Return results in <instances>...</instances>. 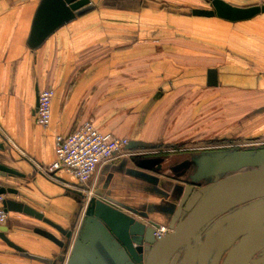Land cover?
<instances>
[{"label":"crops","instance_id":"1","mask_svg":"<svg viewBox=\"0 0 264 264\" xmlns=\"http://www.w3.org/2000/svg\"><path fill=\"white\" fill-rule=\"evenodd\" d=\"M219 1L237 9L264 6V0ZM41 2L0 0V142L5 146L0 163L21 175L0 184L17 190L6 199L73 230L72 241L79 231L91 240L95 227L114 253L99 245L103 264H132L108 230L86 221V192L93 193L89 206L114 205L137 221L171 229L182 216L176 193L190 181L182 178L188 154L178 147L263 142L264 13L227 21L191 15L210 10L207 0H90L92 11L57 28L34 49L30 36ZM209 70L215 71L216 86L207 85ZM44 88L53 91L46 128L36 124L38 92ZM85 121L101 133L126 138L131 155L99 167L87 185L62 170L52 179L41 175L30 160L42 167L53 164L55 137ZM169 149L173 155H166ZM259 152L264 148L250 157ZM146 160L152 164L144 167ZM209 182H199L200 187ZM230 216L198 249L196 264L218 263L220 240L238 214ZM1 227L27 254L60 264L64 248L35 230L62 237L42 221L10 211ZM244 229L232 241L239 239L242 253L264 248V237L256 233L264 231V223L249 219ZM0 264L42 263L21 257L0 238Z\"/></svg>","mask_w":264,"mask_h":264},{"label":"water","instance_id":"2","mask_svg":"<svg viewBox=\"0 0 264 264\" xmlns=\"http://www.w3.org/2000/svg\"><path fill=\"white\" fill-rule=\"evenodd\" d=\"M207 2L211 6L210 10H192L191 15L193 17H217L227 21H238L258 13H264V6L237 9L219 0H207ZM93 8L90 0H42L30 36L31 47L39 48L57 28L89 13ZM207 85L209 87L217 85L214 70L208 71ZM0 151H5L3 142H0ZM249 155L250 153L234 152L226 157L219 155V153L199 157L195 162L196 171L194 175L187 185L182 189L180 188L176 193L178 214H182V216L170 232L164 236H154V229L158 225L137 221L132 216L123 213L119 207L107 206L102 202L86 209L85 216L88 215L86 221L94 220L100 229L108 230L110 239H114L117 247L126 251V253L124 251L126 259L130 258L137 264H169L174 254L177 257L179 254L184 256V259L175 257L173 259L175 264H196L198 249L209 243L213 233L220 229V224L232 217L230 215L238 214L229 229L225 231L224 238L220 240L219 256L230 246L237 235L244 232L249 219H252L254 224L264 223V152L257 153L255 157ZM0 159L5 160L2 157ZM150 164H152L150 160L142 162L144 167ZM252 164L256 167H250ZM243 169L246 170L243 171ZM224 173L229 174L222 177ZM15 177H21V175L0 163V179L9 180ZM207 180L211 182L200 187L199 182ZM195 187L198 188L195 189ZM17 194L16 189L0 184V195L5 196L2 205L6 212L17 211L42 221L61 235L62 239H58L52 233L44 230H35V233L56 247L64 248V253L71 245L65 264H103L102 261L98 260L97 248L99 245L110 255H114L95 227H90L93 237L91 240H86L84 236H81V231L78 230L76 238L72 241L73 232L64 230L28 205L6 199V196ZM237 209L238 211L234 212ZM88 210L89 212H87ZM204 230L207 232L205 241L199 247L201 233ZM0 232L2 241L19 253L21 257L42 264H53L50 259L29 255L14 245L4 235L7 232L6 228L1 227ZM256 233H259L258 237H264L263 229ZM65 239L67 240L66 243ZM261 246H264V242L261 243ZM243 254L240 247L234 249L225 259L224 264H236L238 258ZM63 259L64 257L59 258L60 264L64 262ZM178 260L180 263H177ZM244 262L245 260H241L238 264Z\"/></svg>","mask_w":264,"mask_h":264},{"label":"built area","instance_id":"3","mask_svg":"<svg viewBox=\"0 0 264 264\" xmlns=\"http://www.w3.org/2000/svg\"><path fill=\"white\" fill-rule=\"evenodd\" d=\"M53 91L44 88L38 92L36 106V124L46 128L50 123L51 103ZM55 143V161L48 167H42L30 160L37 171L52 179L56 171H64L71 176L78 184L87 185L93 174L104 164L112 163L115 160L128 157V140L116 137L111 133H101L94 127L92 121H85L77 126L71 133L62 136L57 135ZM86 208L92 191L87 192ZM4 196L0 195V226L8 217L3 207ZM168 230L164 227L156 228L154 235L161 237Z\"/></svg>","mask_w":264,"mask_h":264},{"label":"rangeland","instance_id":"4","mask_svg":"<svg viewBox=\"0 0 264 264\" xmlns=\"http://www.w3.org/2000/svg\"><path fill=\"white\" fill-rule=\"evenodd\" d=\"M258 144H261V146H257ZM257 147H263L264 148V140L262 143H257V142H246V141H237L235 143H217V142H213V141H204V142H197V143H188L182 147H178L177 150L181 149L183 150V154H184V151H185V154H188V157L186 158V164H188L189 166L187 167V175L186 177H182L184 180H189L190 179V174H194L195 171H196V166H195V162L196 160L201 157V156H204V155H208V154H217L219 153V155H222V156H227L231 153H234V152H239V153H242L243 151H247L248 153H251L253 152ZM254 149V150H253ZM171 149H169L168 151H165L167 152L166 155H173L174 153H171L170 151ZM176 150V149H175ZM173 150V151H175ZM252 150V151H251ZM151 151V150H150ZM178 152V151H177ZM176 153V152H175ZM179 153V152H178ZM192 154H197V156H192ZM249 156H252V155H249ZM180 162V160L178 161V163ZM255 164V163H253ZM252 166L250 165V167L252 168H255L256 166L253 165ZM249 167V168H250ZM246 169H243V171H245ZM229 173H224L222 174V177L225 176V175H228ZM172 176H177L176 174H172ZM239 210H241V208H239ZM238 211L237 210H234V212ZM233 212V213H234ZM159 227H164V226H160L158 225V228ZM166 228V227H164ZM167 230H171L169 228H166ZM206 230H204L201 235L202 237L200 238V244H199V247L202 243H204L205 241V235H206ZM244 241V239L241 240V242ZM240 242V241H239ZM234 243V242H233ZM241 244V243H240ZM240 246L236 245L235 244V249H238ZM177 254V253H176ZM177 257V255L175 256L174 254V257H172V259L170 260L169 264H175L174 262V258ZM179 257V258H178ZM178 259H184V256L182 254H179L178 255ZM177 263H180V260L177 261ZM264 263V258L259 260L257 264H263Z\"/></svg>","mask_w":264,"mask_h":264},{"label":"flooded vegetation","instance_id":"5","mask_svg":"<svg viewBox=\"0 0 264 264\" xmlns=\"http://www.w3.org/2000/svg\"><path fill=\"white\" fill-rule=\"evenodd\" d=\"M219 143H228V142L227 141H221ZM89 205H90V203H89ZM235 244L236 245L239 244V239H237L234 243L232 242L230 244V246H228V248L224 252L219 254V256H218L219 261L217 264H224L225 259L228 257V253L234 250ZM123 251H125V250H123ZM65 253H67V251ZM125 253H126V251H125ZM65 255H63V257H64L63 260H65ZM140 256H142V255H140ZM263 258H264V248H260L258 251H253V252L250 251V249H248V251L246 253H244L243 255H241V257L238 258V260L236 261L237 262L236 264L240 263L241 260H245V262L243 264H257L258 261L263 259ZM128 261H130V263H132V264H137L134 260H132L130 258H128ZM62 264H64V262Z\"/></svg>","mask_w":264,"mask_h":264}]
</instances>
